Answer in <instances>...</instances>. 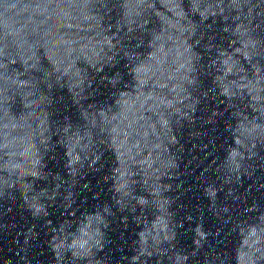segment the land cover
Here are the masks:
<instances>
[{
  "label": "water",
  "instance_id": "1",
  "mask_svg": "<svg viewBox=\"0 0 264 264\" xmlns=\"http://www.w3.org/2000/svg\"><path fill=\"white\" fill-rule=\"evenodd\" d=\"M0 264H264V0H0Z\"/></svg>",
  "mask_w": 264,
  "mask_h": 264
}]
</instances>
